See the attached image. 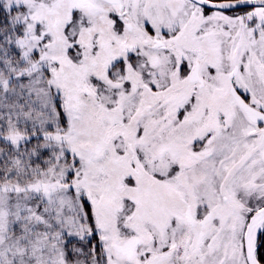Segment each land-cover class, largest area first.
I'll return each instance as SVG.
<instances>
[{"label": "snow or ice", "instance_id": "6c2138e0", "mask_svg": "<svg viewBox=\"0 0 264 264\" xmlns=\"http://www.w3.org/2000/svg\"><path fill=\"white\" fill-rule=\"evenodd\" d=\"M0 264H264V0H0Z\"/></svg>", "mask_w": 264, "mask_h": 264}]
</instances>
